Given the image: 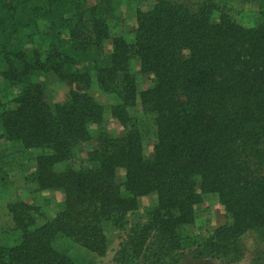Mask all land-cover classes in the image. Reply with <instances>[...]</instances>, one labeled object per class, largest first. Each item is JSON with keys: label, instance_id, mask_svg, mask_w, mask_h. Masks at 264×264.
<instances>
[{"label": "trees", "instance_id": "obj_1", "mask_svg": "<svg viewBox=\"0 0 264 264\" xmlns=\"http://www.w3.org/2000/svg\"><path fill=\"white\" fill-rule=\"evenodd\" d=\"M110 10V0H0V76L19 87L16 108L0 111L1 138L38 150L31 182L38 192L62 196L61 209L41 225L33 206L8 205L19 236L12 245L0 244V264H75L55 248L57 238L103 257L104 224L124 228L138 199L151 194L157 203L145 211L144 223L129 228L117 264H179L186 256L182 235L208 195L217 196L228 223L194 244L189 256L237 262L242 236L264 229V20L244 28L213 0L195 8L157 0L149 12H137L128 43L110 37ZM107 40L111 53L86 67L90 54L103 56ZM133 60L153 82L140 93ZM91 71L98 89L118 98L110 114L124 134H99L85 168L57 170L92 139L104 108L75 91L65 103L49 105L33 78L51 73L88 89ZM137 105L153 117L151 158L144 156L138 121L129 113ZM117 169L125 171L123 184L116 181ZM252 264H264V254Z\"/></svg>", "mask_w": 264, "mask_h": 264}, {"label": "rangeland", "instance_id": "obj_2", "mask_svg": "<svg viewBox=\"0 0 264 264\" xmlns=\"http://www.w3.org/2000/svg\"><path fill=\"white\" fill-rule=\"evenodd\" d=\"M182 2L191 8H195L204 0H174ZM223 12L239 26L250 28L258 25L264 20V4L246 0H213ZM90 4L94 0H88ZM111 12L106 16L108 31L111 38H123L128 43L133 41V32L136 28L137 12H149L157 0H110ZM263 13V14H262ZM219 14L214 13L213 22H218ZM67 31L63 34V39L67 40ZM112 41L107 40L103 44V56L90 54L86 67L91 68L93 62L101 64L103 58L111 53ZM131 73L135 76L137 92L140 93L150 89L153 85L150 75H142L139 70L138 60L130 63ZM1 72V69H0ZM91 85L86 89L82 85L70 82H60L51 73H42L33 78L34 82L42 84L44 88L45 101L49 105L65 103L69 98V93H88L98 104L104 108L103 121L99 126L91 128L92 139L84 144H80L75 151V157L57 166V170H62L67 165L74 169L85 168L87 155L93 151L98 144L99 134L108 137L118 138L124 134L122 126L111 117L110 108L119 103L118 98L113 94H105L98 89L94 73L91 71ZM19 93V87L11 86L0 76V111L13 110L16 108L15 98ZM129 113L138 121V127L143 142L144 156L151 158L153 146L156 143V129L153 117L143 113L141 107L137 105L129 109ZM38 150H23L19 144L5 142L1 138L0 128V166H4L6 171L5 181H0V244L12 245L16 243L19 236L14 229L12 216L8 211V205L16 202H23L37 209L35 215L37 225L45 223L51 219L62 205V196L59 191L50 190L38 192L35 185L30 180V175L35 170L34 158L39 155ZM116 181L123 184L125 181V171L116 170ZM157 197L151 194L138 199V210L128 214L124 228L113 226L109 222L104 224V233L107 239V251L103 257H98L83 248L77 246L68 239L57 238L55 248L67 255L75 264H117L115 257L122 245L126 242L129 228L135 224L145 222V211L155 206ZM194 223L187 227L183 233L184 254L186 255L179 264H252V261L264 254V229L259 231L246 232L241 240L242 257L234 263L224 262L218 259L205 258L192 260L189 251L194 249V244L202 242L209 237L214 230L226 225L228 219L223 207L219 204L216 195H208L203 202L195 206Z\"/></svg>", "mask_w": 264, "mask_h": 264}]
</instances>
